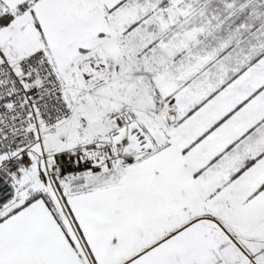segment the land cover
<instances>
[{"label":"snow or ice","instance_id":"6c2138e0","mask_svg":"<svg viewBox=\"0 0 264 264\" xmlns=\"http://www.w3.org/2000/svg\"><path fill=\"white\" fill-rule=\"evenodd\" d=\"M0 264H264V0H0Z\"/></svg>","mask_w":264,"mask_h":264}]
</instances>
